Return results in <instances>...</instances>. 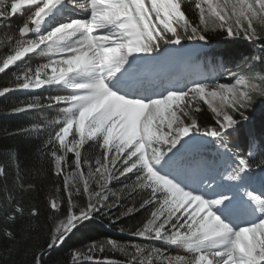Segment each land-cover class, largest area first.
I'll return each instance as SVG.
<instances>
[{
  "label": "snow or ice",
  "instance_id": "obj_1",
  "mask_svg": "<svg viewBox=\"0 0 264 264\" xmlns=\"http://www.w3.org/2000/svg\"><path fill=\"white\" fill-rule=\"evenodd\" d=\"M215 32L258 46L253 59L264 66V0H0V75L8 77L0 97L25 92L31 98L10 113L43 117L8 134L46 133L43 154L62 179L54 191L63 195L48 201L49 239L32 264H46L79 225L113 210L117 220L145 211L134 230L120 231L165 247L107 239L74 251L72 264H118L92 254L105 247L126 264H264V140L256 148L249 133L243 152L233 143L254 96L264 97V67L223 83L193 65L156 82ZM40 89L54 94L32 95ZM209 145L215 152L205 155ZM0 176L6 183L2 167ZM5 207L0 231L15 241L11 226L39 212L25 213L11 194Z\"/></svg>",
  "mask_w": 264,
  "mask_h": 264
},
{
  "label": "trees",
  "instance_id": "obj_2",
  "mask_svg": "<svg viewBox=\"0 0 264 264\" xmlns=\"http://www.w3.org/2000/svg\"><path fill=\"white\" fill-rule=\"evenodd\" d=\"M19 23L18 19H14L13 27L9 31L14 33ZM209 41L205 50L208 55L206 58H220L226 66L234 63L241 72L248 68L261 69L264 67L253 59L254 56L260 55L258 46L246 40L233 39L217 32L209 36ZM7 80L8 77L0 75V87L4 86ZM220 80L231 81L224 76ZM51 94L54 93L44 89L32 93V95L42 97ZM30 98L25 92H13L0 97V167L5 169L7 180L5 183L4 176H0V230L4 227L3 216L8 210L5 204L9 194L12 195L14 202L19 203L25 209V213L32 208H36L39 212L38 217L29 218L26 215L24 219L11 226V230L16 233L15 241L8 240L0 231V264H32L33 255L42 251L49 239L52 213L48 208V201L53 196L59 199L63 195L62 192L54 191L56 187H62V179L54 175L50 159L43 154L47 134L41 133L34 136L8 134L21 127L39 123L43 118L38 113H10L9 109L13 104ZM258 106L254 110L245 111L248 120L241 122L240 131L233 136V143L237 145L234 151H245L244 145L248 143L249 133L255 136L256 148H259L260 142L264 140V101L260 107ZM47 115L51 117L54 113ZM200 119L204 123H211V113H201ZM205 152L207 155L214 154L215 149L209 145ZM260 158L257 156V159ZM17 166L19 180H17ZM21 183L25 185L24 189L19 187ZM30 183L35 187L28 189L26 186ZM64 207H67L66 203ZM117 214L115 210L106 215L96 214L91 220L79 225L63 245L54 248L44 256L46 264H72L71 254L74 251L105 238H111L120 243L131 240L140 244L165 247L159 241L149 242L129 234V231L134 230L145 218L147 215L145 211L121 217L119 220L116 219ZM121 228L129 231L121 232ZM169 251L175 252L176 250L170 248ZM93 255L98 259L102 257L113 259L118 264L127 262V257L119 252L105 251ZM80 264H95V261H81Z\"/></svg>",
  "mask_w": 264,
  "mask_h": 264
},
{
  "label": "rangeland",
  "instance_id": "obj_3",
  "mask_svg": "<svg viewBox=\"0 0 264 264\" xmlns=\"http://www.w3.org/2000/svg\"><path fill=\"white\" fill-rule=\"evenodd\" d=\"M215 33H217V32H215ZM215 33H210L209 36H212ZM205 49L206 48H204L202 51H198V53L197 52H194V56H195L196 53L198 54V56L196 58H192L193 56H191L189 58H186L185 61L188 60L187 62L184 61L182 63L166 64L165 65V68L162 69L160 72H162L164 74L166 73V75H167V74L173 72V70L178 69L177 71H179L180 73L184 74L185 72L190 71L191 70V67L193 65H196V66H198V70L200 72L204 73L205 75L209 76L210 78L211 77H214L215 80H218L219 82H222V81H220V78L223 75H221V73H219V69L217 68V65H216L217 63L214 62V60H211L210 59L206 63H203V61L201 63H198V64H195L194 63V62H197V59L199 58V54L202 53ZM188 63H189V65L187 66ZM226 68H229L230 71L225 75L226 77H224V78H227V79H231L232 80V78H235L236 76L242 74V73H238V71L235 70V67L234 66H232V67H226ZM254 69L257 70V71L260 70V69H257V68H254ZM171 74H174V73H171ZM234 80L235 79H233V81L223 82V83H232V82H234ZM160 81L161 80H158V83H160ZM209 82H212V80L210 79ZM165 83H166V81H165ZM263 101H264V97L254 96L253 102L249 106L248 109H253L254 110V108L256 106H258L259 104L261 106ZM260 106H258V107H260ZM92 154H94V149L92 150ZM252 175H254L255 177H257V183H256V188H257L258 185H259L258 178H259V176L261 174H260L259 170H257L256 172L252 173ZM116 186L119 187V185H116ZM85 199H86L85 197L77 198V199H75V203H77L80 207H83L84 206V203H85ZM106 240L107 239H102L100 241H97V243H104ZM128 243H133L134 244V243H137V242L129 240L128 242L122 243V244H128ZM91 244H89V245H87L85 247H82V248H78L76 251H79L81 253H85L86 254L87 253V249L91 246ZM105 251L117 252V251L112 250L110 247H105V250L103 252H105ZM94 253H101V252H97V251L93 250V253L92 254H94Z\"/></svg>",
  "mask_w": 264,
  "mask_h": 264
},
{
  "label": "bare ground",
  "instance_id": "obj_4",
  "mask_svg": "<svg viewBox=\"0 0 264 264\" xmlns=\"http://www.w3.org/2000/svg\"><path fill=\"white\" fill-rule=\"evenodd\" d=\"M192 56H194V53H193ZM185 60H186V59H185ZM185 60H184V61H185ZM184 61H183V62H184ZM177 70H178V69L173 70V72L175 73ZM163 76H167L166 73L164 74V73L160 72L159 75H158V78H161V77H163ZM157 84H158V83H157Z\"/></svg>",
  "mask_w": 264,
  "mask_h": 264
}]
</instances>
